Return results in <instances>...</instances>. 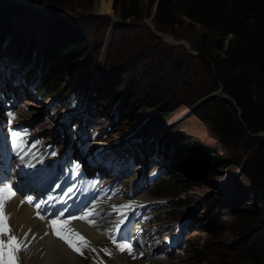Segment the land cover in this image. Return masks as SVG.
<instances>
[{"label": "rangeland", "instance_id": "1", "mask_svg": "<svg viewBox=\"0 0 264 264\" xmlns=\"http://www.w3.org/2000/svg\"><path fill=\"white\" fill-rule=\"evenodd\" d=\"M101 1L103 0H93L92 4H89L70 0L57 15L47 12L56 7L49 0L42 1L43 8L33 7L24 0L12 1L13 4L19 5L20 11L8 16L12 30L5 41H8L11 34L20 32L24 34L25 42L33 44V49L39 52L44 44H53L65 37L64 34H77L84 38L87 45L81 52V58L68 72L67 83L58 95L47 99L33 97L20 101H17L16 97H9L5 100L8 108L16 114V122H36V127H43L31 133L32 137H37L33 140L39 142L36 146L38 152L51 150L59 157L62 154H76L80 158L84 151L87 153L91 150L90 155L99 152L97 147L103 143H96L95 150V143L88 149L89 142H85L83 147L81 137L89 130L91 132L95 128L93 126H97L94 130L103 126L102 121L106 120L104 112H112L116 106L127 110L133 106L136 95L149 94L152 97L150 105L155 100L157 104L150 106L153 108H150L148 116L128 118L127 121L117 123L115 121V128L108 142L123 141L119 143L122 145L137 139L138 136L145 137L147 142L153 137L157 141V145L153 146L161 157L153 160L146 158V161L142 162L144 164L133 166L131 178L136 180V187L140 186L135 196L138 197L136 212L141 216V220L155 229L158 235L162 234L166 243H174L172 247L165 248L166 252H171V257L156 260L159 264H243L244 253L264 246V207H259L256 214L255 210L248 206L252 204L245 201L244 192L247 189H255L240 174L241 165L248 153L244 152L243 146L234 148V144L224 142L214 133L211 123L213 108L208 102L202 101L216 84L214 77L209 75L204 67L203 60L206 62V59L201 57L202 60L195 49L196 45H201L206 31L201 25L185 17H180L182 23L172 30L161 26L155 17L157 4L150 5L148 0H142L140 21L127 20L131 25L116 26L113 31L111 19L121 20L118 16L119 10L114 9L111 0V14H103ZM51 28H54L53 32L49 31ZM154 31L166 35L163 36L164 39L171 42L184 43L190 51L184 46L168 43L162 37L156 36ZM2 48L7 47L3 44ZM210 54L213 57H223L215 50H211ZM91 63L95 64L97 69L92 71L83 83L88 92H100L104 78L116 70L120 71L118 78L123 82L117 84L120 90L114 99H107L102 92L98 95V107L95 103L94 105L100 119L90 118L86 121L83 108L77 110L79 112L76 114L66 112V101L61 100V97L73 89L81 73L91 67ZM127 66L130 68L125 71ZM8 67L10 64L3 58L0 62V83L20 72L4 71ZM89 104L93 103L90 101ZM168 106L172 108L175 118L168 123L150 124L155 111ZM194 107L196 108L189 118L180 119L182 114ZM61 118L67 119V124L65 121L57 124ZM108 121L112 122L111 119ZM11 128L10 125L8 132ZM160 128L163 130L158 132ZM14 142L16 146L20 145L19 139L14 138ZM180 142H184L183 151L187 154L197 155L196 151H199V155L204 158L181 157L176 151ZM144 147L147 146L132 144L128 150L118 153L131 159L135 152H142ZM112 148L110 146L106 150ZM179 153L181 154V151ZM222 164L226 167H222ZM204 169L207 171L204 172ZM169 170L174 174L173 178L179 176L187 182L185 186L189 190L188 193L180 194L176 198L178 188L170 186L169 181L154 188L159 178L167 177L164 173ZM237 196H240L239 203L235 202ZM158 199L166 204L161 206V209L160 206L152 207L153 200ZM179 203L182 205L179 206ZM162 211L166 214L163 215ZM215 214L218 217L211 223L210 219ZM185 240L189 242L187 248ZM103 247L108 252L111 248L108 243L99 248L97 252L103 260L95 254L93 257L81 259L85 264H95L98 259L102 261L100 264H115L116 256L112 255V260L106 252H102ZM125 257L128 264H146L144 260L136 261L128 259L126 255ZM156 263L158 264L156 261L150 264Z\"/></svg>", "mask_w": 264, "mask_h": 264}, {"label": "trees", "instance_id": "2", "mask_svg": "<svg viewBox=\"0 0 264 264\" xmlns=\"http://www.w3.org/2000/svg\"><path fill=\"white\" fill-rule=\"evenodd\" d=\"M12 1L0 0V41L7 47L6 55L13 63L20 62L24 67L30 65L26 82L37 84L41 98L58 95L67 83L68 72L81 58V52L87 42L77 34H64L65 37L53 44H44L42 51L39 52L33 49V44L25 42L24 34L20 32L16 35L11 34L5 42L12 30L8 16L20 11L19 5L13 4ZM24 1L36 8L44 7L43 0ZM49 1L56 7L50 8L47 12L57 15L70 0ZM80 1L89 4L93 2V0ZM148 2L150 5L157 4L155 17L161 26L172 30L182 23L179 18L185 17L201 25L206 31L201 45H196L195 49L200 58L206 59L205 62L201 58L207 73L214 77L216 84L202 101L205 100L213 108L211 123L214 133L224 142L234 144V148L243 146L244 152L248 153L241 165L240 174L245 181L255 187L253 191L247 189L244 197L248 204H252L246 205L251 206L250 209L255 210L257 214L259 207H264V138L257 136L260 132H264V0H148ZM113 3L114 9L119 10L118 16L121 20L140 21L142 0H113ZM55 23L57 25V22ZM54 28L49 31L53 32ZM2 43L0 50L3 47ZM211 50L220 52L223 57H213L210 54ZM94 66L95 64L91 63V67L81 73L71 96L78 98L87 93L83 83L92 71H96L97 68ZM129 68L127 66L125 71ZM119 72L116 70L109 73L104 78L101 91H93L96 95L91 93L90 98L98 103L100 101L98 95L102 92L107 99H114L120 90L117 84L123 82L118 78ZM220 85L223 87V93L234 100V104L233 101L223 100L219 96L208 98L219 89ZM151 100L149 94L136 95L131 108L122 110L121 107L116 106L110 113L120 122L127 121L128 118H144L148 116L150 108L157 104L155 100L150 105ZM152 105L153 107H150ZM172 112L169 106L157 109L150 124L171 122L175 118ZM183 145L184 142H180L178 149L176 148L181 157L204 158L199 155V151H196L198 153L193 154L194 156L187 154L185 150L183 151ZM173 150L176 152L175 149ZM222 167L226 165L222 164ZM203 171L206 172L207 169ZM169 182H171L170 186L178 188L176 198L180 194L188 193L189 190L185 186L187 182L181 177L176 176ZM239 197H236V203L240 202ZM217 217L215 214L210 219L211 223L216 221ZM243 264H264V246L244 253Z\"/></svg>", "mask_w": 264, "mask_h": 264}, {"label": "bare ground", "instance_id": "3", "mask_svg": "<svg viewBox=\"0 0 264 264\" xmlns=\"http://www.w3.org/2000/svg\"><path fill=\"white\" fill-rule=\"evenodd\" d=\"M101 2L102 13L106 15L111 14V0H103ZM49 17H51L50 14ZM164 40H166L168 43L171 42V40L166 38ZM162 130L163 129L160 128L158 129V132ZM13 177L18 184L23 185L26 183L25 177H27V173L25 172V169H19V172H15ZM10 207L11 219L8 225L12 230L11 234H14L17 239H21L24 245H26V247H24L20 252V257L23 264H85L84 261L76 255V251H74L72 247L69 245L65 246L58 240L54 239L50 234L46 233L45 224L37 219L32 218V212L30 209L23 208L21 210H17L15 205L12 203L10 204ZM96 213V209L94 208L92 214H94L95 217H98V214ZM92 221L94 222V224L92 223V227L78 225L79 229L75 231V233H79V235L84 237V239L92 242V246H95L98 251L99 248L108 243L107 236L111 234L113 225H103V220ZM72 228V223H68L66 226L63 223V229L66 233L71 232ZM136 231L137 230L133 231L134 233L131 235V240L140 246L142 244V240L138 237L139 233ZM139 232H142L141 236L143 238H146L149 234L143 229H140ZM72 238L74 243H76L78 246L81 244V241L78 237L72 236ZM0 239H3L6 242L8 240V236L4 235L0 237ZM144 256L146 258L144 261L146 264H150L155 261L159 264V261L156 260V258H151L152 254L149 250H145ZM117 261L122 264H128V260L125 255L119 256L116 260H114V263L118 264ZM95 264L100 263L96 262Z\"/></svg>", "mask_w": 264, "mask_h": 264}, {"label": "snow or ice", "instance_id": "4", "mask_svg": "<svg viewBox=\"0 0 264 264\" xmlns=\"http://www.w3.org/2000/svg\"><path fill=\"white\" fill-rule=\"evenodd\" d=\"M14 195L15 193L12 191L10 187L0 188V237L4 235L8 236L7 242H5L3 239H0V264H17V260H18L17 254L22 250V248L26 247V245H24L22 241H19L14 234H11L12 230L7 223L9 217L4 212L5 204ZM27 202L31 203V199L29 198ZM21 203H24V201H22ZM37 215H39V213H37ZM89 215H92V213H88L85 216H81L79 217V219H83L86 220L88 223L94 224L93 221L88 220ZM67 224L68 221L65 220L64 225L66 226ZM57 225H58V221L53 219L51 221L50 226L53 228L55 234L60 239H63L70 247H72L74 251L83 255L82 248L88 247L89 242L86 239H84V237L80 236L79 233H74L73 235L75 237H78L79 240L81 241V244L78 246L76 243H74L73 238L68 234L62 233L60 231V228L57 227ZM115 242H116L115 239H113V243ZM118 248L120 251H125V250H128L129 252L131 251L130 244H118ZM93 251H95V249H93ZM104 251L106 252V254L111 255V253L108 252L107 249H105Z\"/></svg>", "mask_w": 264, "mask_h": 264}, {"label": "water", "instance_id": "5", "mask_svg": "<svg viewBox=\"0 0 264 264\" xmlns=\"http://www.w3.org/2000/svg\"><path fill=\"white\" fill-rule=\"evenodd\" d=\"M14 1H15V0H14ZM111 20H112V22H113V31H115L116 26L126 27V26L131 25V23H129V22H127V21L117 20L116 18H115V19L112 18ZM148 26H149V25H148ZM152 29H153V28H152ZM153 30H154V29H153ZM154 33H155V35L158 36V37H162V38H163V36L166 37V35H164V34H158V33H156L155 31H154ZM165 41H166V40H165ZM170 44L175 45V46H184V47H186L187 50H189V47H187V46H186L184 43H182V42H173V43L170 42ZM189 51H190V50H189ZM196 54H197V53H196ZM213 96H219V97H221L223 100H226V101H233V104L235 103L234 100H231V98H230L229 96H227V95H225V94L223 93V87H222L221 85H220L219 89L217 90V93H213V94L210 95V97H208V98H212ZM203 101H205V100H203ZM195 108H196V107H194L192 110H190V111H188V112L182 114L181 117H180V119H185V118L189 117L188 115H190V114L194 111ZM236 109H237V107H236ZM253 136H256V135H253ZM257 136H260V137H263V138H264V132H260L259 134H257ZM238 174H239V173H238ZM238 174H237L236 176H238Z\"/></svg>", "mask_w": 264, "mask_h": 264}]
</instances>
